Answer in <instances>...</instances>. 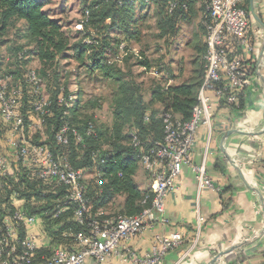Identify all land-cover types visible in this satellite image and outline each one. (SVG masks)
Wrapping results in <instances>:
<instances>
[{"label":"trees","instance_id":"1","mask_svg":"<svg viewBox=\"0 0 264 264\" xmlns=\"http://www.w3.org/2000/svg\"><path fill=\"white\" fill-rule=\"evenodd\" d=\"M135 1L91 0L83 11L84 14L87 11L85 33L82 31L83 34L71 42V38L58 20L50 17L43 9L45 0H0V37L10 31L14 32L11 44L14 57L12 61L17 67L15 73H20L18 82V87L22 89L20 110L24 114L27 132L29 115L34 114L33 103L38 98L32 89H28L32 84L26 81L27 71L23 66L27 58L34 56L39 63L38 75L44 74L52 84H56L49 99L48 113L42 117V129L32 135L31 142L46 145L53 152L66 155L74 168L94 169L102 174L104 183L100 186L97 185L95 178L85 181L84 196L88 201L90 215H95L99 209L105 210L118 195L124 199L122 207L117 213H104L105 216L135 215L150 205L151 189L139 190L133 181L139 163L128 142L129 132L137 131L140 139L148 143L160 140L163 136L160 115L163 112H170L181 120H188L202 81L205 46L202 48L199 81L185 79L176 85L163 86L158 83L150 91L148 101L143 100L140 87L133 79L125 78L119 69L105 61L103 53L109 32L114 28L121 30L122 36L118 46L127 39V25L132 18ZM141 1L145 3V0ZM170 1L155 2L164 11V17L158 20L157 26L165 41L175 36L182 20L189 19L188 11L193 0H179L180 3H186L187 10L179 6L169 14L166 12V6ZM244 9L247 12L248 9L245 7ZM123 44L126 52L127 47L125 43ZM67 52H70V55H67ZM67 58L73 60L79 68L87 64L91 69H99L104 76L112 78L117 83L118 96L113 108V119L103 131L92 117L84 113V110L95 103L82 100V89L79 84L75 83L78 87L74 93L66 89L65 85H60V82H66L70 75L61 64V61ZM74 96L75 98H72ZM155 103L160 112L153 109L152 105ZM145 115L148 116V121H144ZM88 122L93 123L95 135H86ZM63 126L68 127L66 144L58 143L56 140L57 132ZM5 130L6 126L0 119V144L3 143ZM77 136H80L82 141L78 142ZM95 150L101 153L97 161L91 157V152ZM11 165L14 169L13 174L0 178V214L10 213L14 209L13 201L16 199L30 213L38 215L40 243L33 264H40L45 257H49L55 246L71 248L72 235L79 231H87V227L73 221V204H69L57 217L52 218L48 214H43L44 211L54 210L56 205L65 199V188L38 180L31 175L28 167L15 165L12 161ZM147 177L149 178L148 175ZM146 195L148 197L142 203Z\"/></svg>","mask_w":264,"mask_h":264},{"label":"built area","instance_id":"2","mask_svg":"<svg viewBox=\"0 0 264 264\" xmlns=\"http://www.w3.org/2000/svg\"><path fill=\"white\" fill-rule=\"evenodd\" d=\"M156 1L145 0V3ZM242 3L243 0H208L202 21L205 46L202 81L189 119L181 120L170 112H163L160 115L163 136L152 143L140 139L135 130L129 132V145L136 161L151 180L152 193L150 205L135 215L105 216L101 211L90 215L84 196V170L74 168L66 155L31 142L32 135L26 131L24 114L20 110L22 89H9L0 80V119L6 126L3 146L0 144V178L13 174L12 161L15 165L30 168L31 175L40 181L64 187L65 199L54 210L44 211L43 214L54 218L73 204V221L87 227V231L72 235L71 248L62 245L54 247L49 257H45L40 264H85L87 259L94 264H107L110 254L116 255L123 264H161L165 253L180 244L182 237L175 232L155 236V246L143 255L124 248L126 241L161 217L165 197L174 188L183 165L191 168L198 190L213 189L205 165L191 161L194 138L199 126L209 127L215 104H235L238 93L250 83L247 62L238 52L251 49L246 38L249 15ZM179 6L183 10L188 8L185 2L171 0L166 12L171 14ZM119 50L125 53L123 43H120ZM26 81L34 85L38 83L34 71L26 73ZM32 91L36 94L37 89ZM48 105L49 101L38 98L33 103V112L39 115L40 124L43 115L48 113ZM144 121H148L147 115ZM67 131L65 126L59 129L56 135L58 143L68 142ZM92 134L95 135L94 125L88 122L86 135ZM76 139L82 141L80 136ZM4 147L9 150V155L4 152ZM100 155L99 150L91 152L94 161ZM95 171L96 183L100 186L104 179L99 171ZM13 203L14 209L10 213L0 214V264H33L40 243L36 230L39 217L24 208L19 200L14 199ZM201 221L202 217H197L198 230Z\"/></svg>","mask_w":264,"mask_h":264},{"label":"crops","instance_id":"3","mask_svg":"<svg viewBox=\"0 0 264 264\" xmlns=\"http://www.w3.org/2000/svg\"><path fill=\"white\" fill-rule=\"evenodd\" d=\"M242 6L248 9L251 49L238 52L247 62L250 83L235 104H215L209 127L199 126L194 138L191 161L205 165L213 189L198 190L191 168L183 165L161 217L124 243L143 255L155 246V236L180 233V244L165 253L161 264H208L233 247L214 264H264V0H243ZM177 80L170 78L166 85L183 81ZM33 120L29 130L37 126ZM133 181L139 190L151 188L139 164ZM116 197L121 208L124 199ZM197 217H202L199 230ZM107 264L123 263L110 254Z\"/></svg>","mask_w":264,"mask_h":264},{"label":"rangeland","instance_id":"4","mask_svg":"<svg viewBox=\"0 0 264 264\" xmlns=\"http://www.w3.org/2000/svg\"><path fill=\"white\" fill-rule=\"evenodd\" d=\"M45 1L46 4L43 9L50 17L58 20L65 33L71 38V42L85 33L84 23L86 17L83 11L91 0ZM207 3L208 0L191 1L188 11L189 19L182 20L175 36L171 40L165 41L157 26L158 20L164 17L161 6L155 2L148 4L136 0L132 18L127 25V39L122 41L127 47L126 52L118 50L122 33L119 28H114L109 32L107 38L105 52L103 53L105 61L119 69L125 75V78L135 81L140 87L144 101L149 100L150 91L154 89V86L158 83L162 86L165 85L167 83L166 79L179 78L176 82L185 79L199 81L203 55L202 48L204 46L202 21L206 15ZM13 40V31L0 37V80L7 84L9 89H16L20 78V73H15L17 67L12 61L14 60L11 46ZM67 55H70V52H67ZM61 64L70 75L67 81L60 82V85H65L66 89L74 93L78 87L75 83L79 84L82 89V100H90L95 103L92 107L90 106L87 110H84V113L88 117H92L103 131L111 124L113 119V108L118 96L117 83L112 78L104 76L99 69L89 68L87 64L79 68L69 58L62 60ZM23 66L27 73L34 71L38 79V83L36 85L33 82L30 83L32 85H30L31 88L28 86V89H37L38 99L49 101L56 84H52L44 74L40 73L41 76L38 75L39 63L34 56L27 58ZM72 98H75V96ZM152 107L157 112L159 111L156 103ZM29 117L34 119V123L38 124V126H33L29 130L30 134L34 135L35 132H40L42 129L39 122L40 117L36 113L30 114ZM103 148L106 149L105 145H103ZM3 149L9 155V150L5 147ZM95 172L94 169L84 170L85 181L95 178ZM120 203V199L116 197L103 210L104 213H117ZM36 230L39 232L40 227L37 226Z\"/></svg>","mask_w":264,"mask_h":264},{"label":"water","instance_id":"5","mask_svg":"<svg viewBox=\"0 0 264 264\" xmlns=\"http://www.w3.org/2000/svg\"><path fill=\"white\" fill-rule=\"evenodd\" d=\"M251 3H252V0H251ZM252 12H253V15H254L255 19L258 20V19H257V16H256L255 13H254L253 8H252ZM234 248H235V247L230 248V249H228L227 251H224V252H221V253L217 254L215 257H213V258L211 259V261H210L208 264H214V263L217 261V259H218L221 255H223V254H225V253H227V252L233 250Z\"/></svg>","mask_w":264,"mask_h":264}]
</instances>
